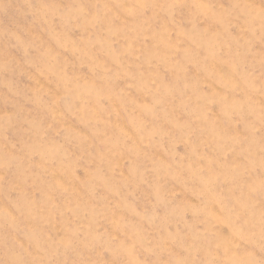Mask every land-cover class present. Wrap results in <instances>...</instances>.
<instances>
[{
  "label": "rangeland",
  "instance_id": "obj_1",
  "mask_svg": "<svg viewBox=\"0 0 264 264\" xmlns=\"http://www.w3.org/2000/svg\"><path fill=\"white\" fill-rule=\"evenodd\" d=\"M0 264H264V0H0Z\"/></svg>",
  "mask_w": 264,
  "mask_h": 264
}]
</instances>
